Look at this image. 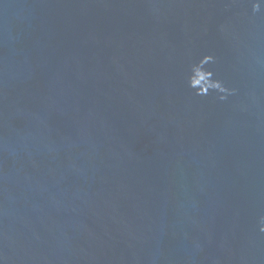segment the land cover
Instances as JSON below:
<instances>
[{"label": "water", "instance_id": "95a60500", "mask_svg": "<svg viewBox=\"0 0 264 264\" xmlns=\"http://www.w3.org/2000/svg\"><path fill=\"white\" fill-rule=\"evenodd\" d=\"M247 5L0 0L3 264H264ZM202 72L233 94L197 95Z\"/></svg>", "mask_w": 264, "mask_h": 264}, {"label": "clouds", "instance_id": "9594fccd", "mask_svg": "<svg viewBox=\"0 0 264 264\" xmlns=\"http://www.w3.org/2000/svg\"><path fill=\"white\" fill-rule=\"evenodd\" d=\"M248 7L251 9V15L256 16L258 13L264 11V0H248ZM211 58L206 57L205 61ZM211 73L202 72L199 73V79L195 80L192 77L190 81V86L195 88L199 87V91L197 95L203 96L206 95L208 90H214L217 93V99L219 101H224L227 96L232 95L233 91L229 90L225 86H223L220 82H209V77ZM256 227L260 233H264V216H259L256 220ZM4 258L0 257V264H3Z\"/></svg>", "mask_w": 264, "mask_h": 264}]
</instances>
